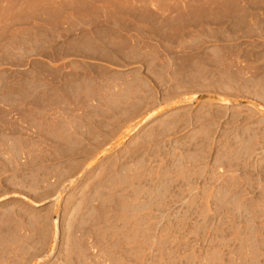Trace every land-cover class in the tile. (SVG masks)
Instances as JSON below:
<instances>
[{
    "label": "rangeland",
    "instance_id": "1",
    "mask_svg": "<svg viewBox=\"0 0 264 264\" xmlns=\"http://www.w3.org/2000/svg\"><path fill=\"white\" fill-rule=\"evenodd\" d=\"M40 1L0 0V264H264V0Z\"/></svg>",
    "mask_w": 264,
    "mask_h": 264
},
{
    "label": "crops",
    "instance_id": "2",
    "mask_svg": "<svg viewBox=\"0 0 264 264\" xmlns=\"http://www.w3.org/2000/svg\"><path fill=\"white\" fill-rule=\"evenodd\" d=\"M84 4L92 9V12H87L86 16L88 15L96 18L94 20V24L96 26L89 25V21L86 18H81L78 20V29H110V30H124L122 26V22L109 20L108 15L110 14V8L111 5L106 0H82ZM233 1L238 7H243L244 0H231ZM60 0H46L44 2L40 1V4L42 6H45L47 8H55L59 5ZM122 7H145L148 9L150 14L156 16L160 12H166L169 10H172L174 8H182L185 5V0H124L120 4ZM120 17H128L126 14H119ZM85 16V14H84ZM68 29V24L65 22L62 23V26L60 27L61 31H64Z\"/></svg>",
    "mask_w": 264,
    "mask_h": 264
}]
</instances>
